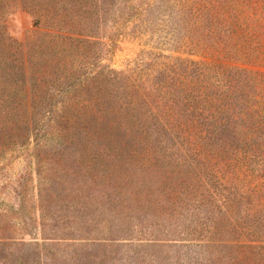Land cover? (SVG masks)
I'll use <instances>...</instances> for the list:
<instances>
[{
	"label": "rangeland",
	"instance_id": "rangeland-1",
	"mask_svg": "<svg viewBox=\"0 0 264 264\" xmlns=\"http://www.w3.org/2000/svg\"><path fill=\"white\" fill-rule=\"evenodd\" d=\"M40 1L58 8L57 0ZM103 3L97 40L109 50L101 64L132 75L151 101L165 98L166 78L191 80L189 68L164 66L163 58L199 61L206 53L196 48L210 44L211 33H217L216 19L190 0ZM15 5L1 23L3 53L17 77V103L24 104L10 112L7 96H0V264H264V218L246 199L230 194L234 185L218 188L208 174L211 168L224 174L221 158L236 143L264 156V123L246 118L241 97L245 91L264 96L259 77L264 78V68L257 69L258 81L237 88L230 128L242 133L240 141L215 133L209 119L198 136L175 130L158 148L157 139L148 146L124 141L112 146L118 133L105 103L115 104L113 87L122 85L97 83L90 71L82 84L83 71L67 77L64 70L76 68L83 50L60 57L45 53V37L32 16L20 2ZM95 20L90 15L86 23L93 26ZM32 52L30 80L38 84L40 101L34 113L31 96L25 97L29 90L20 87ZM184 94L177 92L179 101ZM53 105L59 108L56 115L50 112ZM174 108L186 121L181 104ZM22 136L27 145L16 146ZM195 140L207 148L206 161L195 153Z\"/></svg>",
	"mask_w": 264,
	"mask_h": 264
},
{
	"label": "trees",
	"instance_id": "trees-1",
	"mask_svg": "<svg viewBox=\"0 0 264 264\" xmlns=\"http://www.w3.org/2000/svg\"><path fill=\"white\" fill-rule=\"evenodd\" d=\"M103 1L92 0L90 3L88 0L86 3L85 0H57L58 8L52 10L48 5H43L40 0H0V33L3 34L0 42V96L1 98L3 95L7 96L9 111H14L21 106V103L22 105L24 103H17L19 90L14 85L17 77L14 76L10 62L3 53L2 40L6 32L2 24L11 14L12 5L20 2L39 28V36L45 37L48 47L45 53L60 57L72 52L76 54V49L83 50L74 60L76 68L69 69V72L64 70L67 77H71L70 71H83L78 80L82 84L90 71L94 74L93 79L97 83L112 80L113 84L122 85L120 88L113 87L117 92L113 95L115 104L105 103L108 121L113 130L118 133V136L112 135V146H122L123 141L126 145L137 146L139 143L148 146L157 139L158 148L163 143L165 135L173 134L175 130L186 132L187 136H198V131L209 119L213 123L215 133L217 129L219 133L236 137L240 141L243 138L242 133L230 128L236 118L238 107L234 108L233 105L236 98H239L237 88L240 83L247 86L254 80L258 81L257 69L264 68V0H190L194 3L195 9H203L207 15H212L216 19L217 33L215 30H213L215 34L211 33L214 37L210 44L196 48L197 52L206 53L205 56L199 57L201 59L199 61H185L168 56L163 58L164 66L175 64L185 66L190 69L192 76L188 83L185 81L172 83L173 77L166 78L169 83L168 86H163L162 92L166 96L163 100L161 96V99L157 101L149 100L140 86V81L132 75L101 64V60L109 50L108 43L97 40V33L102 22L101 10L105 7ZM90 15L96 17V20L92 22L93 26L86 23ZM33 36L36 37L35 34ZM31 43L32 41L29 40L28 45ZM39 49L40 47L37 49L38 52ZM32 54L33 52L25 63L27 67L23 66L24 81L21 82L20 87L24 92L26 89L29 90L25 97L31 96V112L34 113L40 101L35 91L38 84L30 80V75H33ZM44 55L39 57L42 58ZM87 59L90 61L89 64L86 63ZM163 69L160 68V71ZM211 73H215V77H209ZM219 75L225 76L227 80L221 79ZM28 76L29 83H26L25 78ZM259 77L264 83L263 76ZM64 83L63 80L60 86ZM177 92L180 95L185 93L180 101L177 98ZM260 94L256 97L254 93L245 91L241 97L246 102L244 104L246 118L253 117L264 123V96L261 97ZM179 103L181 104L180 113H184L186 121L181 118V115L175 113L174 106ZM50 109L52 114L59 113L56 105L50 106ZM166 116H169L171 121L167 120ZM141 136L147 139L146 143L135 142ZM126 138H131V141ZM37 141L38 138L35 139V144L38 145ZM15 145L25 147L27 136H22ZM237 145L238 143L225 151L224 157L221 158L223 161L220 163V171L224 174L218 171L213 172V168L209 169L208 174L214 178L218 188L224 183L234 185L230 194L235 193V197L246 199L251 209L264 218V156H261L259 151L249 152ZM193 146L199 158L206 161L207 148L203 143L195 140ZM28 153L31 156L32 151L28 149ZM116 171L118 168L115 169ZM224 205L228 206V198L224 199Z\"/></svg>",
	"mask_w": 264,
	"mask_h": 264
}]
</instances>
